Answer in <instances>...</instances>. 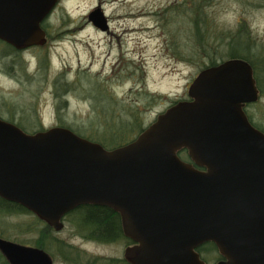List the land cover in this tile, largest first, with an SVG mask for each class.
Listing matches in <instances>:
<instances>
[{"label":"water","instance_id":"water-1","mask_svg":"<svg viewBox=\"0 0 264 264\" xmlns=\"http://www.w3.org/2000/svg\"><path fill=\"white\" fill-rule=\"evenodd\" d=\"M59 1L0 0V40L44 46L43 22ZM88 18L108 29L101 7ZM188 96L113 149L65 126L30 133L0 116V197L57 230L81 205L113 209L136 243L126 249L131 264H206L197 249L207 242L219 264H264V132L243 109L259 98L252 67H210ZM0 250L10 264H53L35 246L0 238Z\"/></svg>","mask_w":264,"mask_h":264},{"label":"rangeland","instance_id":"rangeland-1","mask_svg":"<svg viewBox=\"0 0 264 264\" xmlns=\"http://www.w3.org/2000/svg\"><path fill=\"white\" fill-rule=\"evenodd\" d=\"M178 2L60 0L46 21L47 43L42 48L23 51L25 70L18 66L10 71L12 57L0 53V116L6 119L15 113V120L22 121L28 132L35 130L34 120L45 128L70 124L85 132L94 131L97 122L104 119L101 111L109 94L116 98L120 111L124 104L136 107L142 113L143 125H150L175 101L188 98L193 79L202 68L198 57L180 59L171 49L177 30L187 29V18L171 14ZM98 7L107 18L106 30L88 18ZM210 11L215 20L214 34L236 29L241 21L264 44V0H214ZM6 48L0 43V52ZM41 59L47 62L45 69L40 65ZM62 73L70 82H79V88L59 98L54 82ZM97 84L107 88L99 97L94 89ZM62 100L66 105L58 108ZM252 108L258 112L256 122L264 127V98L249 109ZM32 219L26 213H2L0 230L12 240L30 241L38 234L23 229ZM74 234L68 228L62 235L82 243ZM86 247L100 252L115 251L94 244ZM215 263L216 256L208 255V264Z\"/></svg>","mask_w":264,"mask_h":264},{"label":"trees","instance_id":"trees-1","mask_svg":"<svg viewBox=\"0 0 264 264\" xmlns=\"http://www.w3.org/2000/svg\"><path fill=\"white\" fill-rule=\"evenodd\" d=\"M213 1L214 0H183L181 3V1L179 0L178 4H180H174L171 11L172 16L178 18H187V29L181 31L177 30V35L175 37V40H173L171 49L173 50L174 54L177 55L180 59L191 60L198 57L202 60V62H199V65L201 67L216 64L222 57L236 56L237 53L230 52L229 54L228 52L227 54H225V52L221 50V47L231 45L232 34L230 31L225 30H219V34H214L215 20L210 11V7ZM47 19L43 22V27L45 29H47V27L49 26V24H47L46 22ZM185 36L188 39L187 41L185 40ZM0 43L4 44L7 47L3 52L0 53L6 57H12L11 63L9 65L10 71H12V69L14 68L16 69L18 66H21L20 68H22V70H25L26 63H24L21 58L23 50H17L15 47L5 43L2 40H0ZM31 48L42 47L35 46ZM40 62L41 67L45 69L47 66L46 60L41 59ZM79 79H81V77H79ZM54 83L56 87V95L59 98H63L67 92L79 88V82H70L65 76V73L60 74L55 79ZM105 88H102V85L99 84L94 85L96 96L99 97L104 94V91L107 92V88ZM105 100L107 103L105 104V106L103 105V110L101 111L104 119H101L99 122H97V128L94 131L87 130L88 132H85L77 128L75 129V126L70 124H63L61 126L68 127L85 138H88L95 142H99L107 149H113L129 143L147 127L143 125L141 119L142 113L136 107L132 108L131 105L124 104V109L120 111L121 108L119 109L118 102L114 96L107 94ZM176 102L178 101H175L174 103ZM62 105H66V101L62 100L61 104L58 105V108H61ZM6 120L16 123L23 130H25L22 126V121L15 120V113H12V115L10 117H7ZM34 121L33 122L35 130L30 131V133L46 129L45 127L40 125L39 121ZM103 209L107 211L112 210L111 208L105 206L81 205L70 211L68 213V217L77 219L76 223L78 224V226H80L77 232L86 236V238H88L89 236L94 237L96 235L94 233L88 234L86 233V231H84L83 227L90 226L91 230L102 232V234L98 236L105 242H108L111 239L113 240L114 238L119 239L122 236V233L120 232V230H117V228H115V224H113L112 226L108 219L103 220L104 214L100 213ZM2 213H26L32 215L33 221L24 224L26 225V227H24L23 229L29 232L38 231L41 224V220L37 216L33 215V213L25 207L17 203L7 201L0 197V214ZM49 229V226L46 225L45 230L49 232ZM22 242L29 243L38 248H44L46 251L48 250L46 243L43 244L38 236L32 238L30 241ZM49 244L50 243H48L47 245ZM197 250L200 253L201 258L207 264L208 255L210 256V254H214V256H216L215 264H219L225 260L224 257L219 253L218 248L214 242L204 243ZM4 259L5 263L3 264H9L5 257Z\"/></svg>","mask_w":264,"mask_h":264},{"label":"flooded vegetation","instance_id":"flooded-vegetation-1","mask_svg":"<svg viewBox=\"0 0 264 264\" xmlns=\"http://www.w3.org/2000/svg\"><path fill=\"white\" fill-rule=\"evenodd\" d=\"M239 24L240 25L238 28L230 30L232 34L231 45L221 47V50L224 51L225 54H227L228 52L229 54L230 52H237L236 56L222 57L216 64L202 67L199 74L210 67L219 65L225 61L232 59L242 60L248 63L253 70V77L255 80L256 88L258 89L259 98L257 101L245 103L243 109L252 125L264 132V127L256 122V115L258 116V112L256 111V109H249L250 106L256 105L257 103L261 102L262 98H264V44L256 39L252 30L246 23L240 21ZM179 155L184 161L191 163L198 168H201L190 158L187 149L181 150L179 152ZM100 213L104 214L103 220L108 219L112 226L113 224H115V228H117V230H120L122 236L119 239L114 238L113 240L111 239L110 241L105 242L98 236L102 234V232L91 230L90 226L83 227L84 231H86V233L88 234L94 233L96 235L94 237L89 236L88 238H86V236L77 232L80 227L76 223L77 219L69 218L68 214H66L62 219L63 227L59 230H57L54 226L49 225L46 221L40 219L41 224L38 231L35 232L38 234L37 236L39 237L41 242L43 244L46 243L48 250L46 251L44 248L39 249H42L49 255V257L52 259L53 264H57V262L59 261L66 264H131L125 257L126 249L130 246H134L136 243L125 236L122 227L121 215L113 209L108 211L103 209ZM33 215L35 214L33 213ZM46 225L50 228L49 232L45 230ZM68 228L73 230V232L75 233L74 237L81 239L82 243H76L74 239L71 240L73 237L70 239V237L62 235L63 233H65V231H67ZM0 238L18 242L16 240H12V238L6 235L3 230H0ZM48 243L50 244L47 245ZM21 244L33 246L29 243L22 242ZM87 244H94V246L97 247L104 246V250H108V248L111 247L115 248V251H94L87 248ZM0 256L2 258V262L5 263V255L1 250Z\"/></svg>","mask_w":264,"mask_h":264},{"label":"bare ground","instance_id":"bare-ground-1","mask_svg":"<svg viewBox=\"0 0 264 264\" xmlns=\"http://www.w3.org/2000/svg\"><path fill=\"white\" fill-rule=\"evenodd\" d=\"M82 1H84V0H80V2H82Z\"/></svg>","mask_w":264,"mask_h":264}]
</instances>
